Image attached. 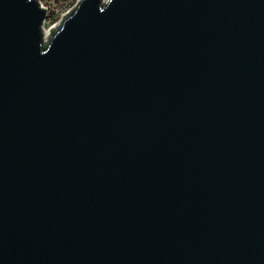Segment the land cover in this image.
<instances>
[{
    "label": "water",
    "instance_id": "water-1",
    "mask_svg": "<svg viewBox=\"0 0 264 264\" xmlns=\"http://www.w3.org/2000/svg\"><path fill=\"white\" fill-rule=\"evenodd\" d=\"M45 9L0 0V264H264V0Z\"/></svg>",
    "mask_w": 264,
    "mask_h": 264
},
{
    "label": "built area",
    "instance_id": "built-area-1",
    "mask_svg": "<svg viewBox=\"0 0 264 264\" xmlns=\"http://www.w3.org/2000/svg\"><path fill=\"white\" fill-rule=\"evenodd\" d=\"M79 1L80 0H36L40 8H46L40 24L41 32L45 25H58L62 17L73 9ZM102 1L104 2L106 0ZM51 29H53V27L49 28V33Z\"/></svg>",
    "mask_w": 264,
    "mask_h": 264
},
{
    "label": "bare ground",
    "instance_id": "bare-ground-1",
    "mask_svg": "<svg viewBox=\"0 0 264 264\" xmlns=\"http://www.w3.org/2000/svg\"><path fill=\"white\" fill-rule=\"evenodd\" d=\"M56 26L57 25H54L53 28ZM48 33H49V29H47L46 26H44L42 29V38L47 39L48 38L47 36L49 35Z\"/></svg>",
    "mask_w": 264,
    "mask_h": 264
},
{
    "label": "rangeland",
    "instance_id": "rangeland-1",
    "mask_svg": "<svg viewBox=\"0 0 264 264\" xmlns=\"http://www.w3.org/2000/svg\"><path fill=\"white\" fill-rule=\"evenodd\" d=\"M47 29H49L50 27H53V25H45Z\"/></svg>",
    "mask_w": 264,
    "mask_h": 264
}]
</instances>
